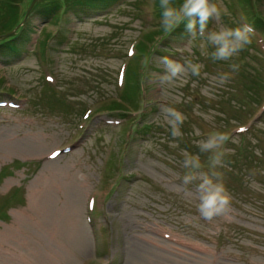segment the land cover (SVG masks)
Returning a JSON list of instances; mask_svg holds the SVG:
<instances>
[{"label": "rangeland", "instance_id": "rangeland-1", "mask_svg": "<svg viewBox=\"0 0 264 264\" xmlns=\"http://www.w3.org/2000/svg\"><path fill=\"white\" fill-rule=\"evenodd\" d=\"M24 2L28 41L0 54V264H264V32L247 7L216 0L223 25L253 31L229 60H213L215 22L151 45L163 29L157 0L63 8L52 21L33 12L39 0ZM253 9L264 20V0ZM162 57L200 64V75L162 83ZM123 86H135V102ZM165 106L185 116L181 136ZM214 132L228 140L212 169L214 152L196 142ZM185 152L230 196L210 221L198 211L200 180L183 183ZM41 188L36 229L18 220Z\"/></svg>", "mask_w": 264, "mask_h": 264}, {"label": "clouds", "instance_id": "clouds-1", "mask_svg": "<svg viewBox=\"0 0 264 264\" xmlns=\"http://www.w3.org/2000/svg\"><path fill=\"white\" fill-rule=\"evenodd\" d=\"M161 9V26L164 31L171 32L176 27L187 21L185 28L189 33L204 34L210 22L221 25L218 30L209 31L207 34V44L214 49L211 52L213 60H229L246 45L251 43L253 29L250 25L239 27H228L223 25V18L229 15L228 10L216 0H183L179 7H174L171 0H159ZM165 66V73L161 76L162 83L174 84L177 81L186 83L183 76L188 70L193 76L200 75L202 65L185 62L181 64L178 61L162 57ZM187 64V67H186ZM235 67V66H233ZM163 119L171 128L172 137L181 136L180 126L185 120V116L172 107H162ZM199 135V133H197ZM228 135L221 132L210 134L207 139L197 141L200 152H214L220 149ZM223 152L216 151L210 156V168L214 169L221 160ZM185 159L183 167L188 172L183 177V183L188 185L190 182L200 180L196 185L199 193L200 202L198 211L205 220H212L226 210L230 202V196L223 185L219 182V174L212 171L211 174L200 171L201 163L198 155L184 153Z\"/></svg>", "mask_w": 264, "mask_h": 264}, {"label": "trees", "instance_id": "trees-1", "mask_svg": "<svg viewBox=\"0 0 264 264\" xmlns=\"http://www.w3.org/2000/svg\"><path fill=\"white\" fill-rule=\"evenodd\" d=\"M115 1L117 0H39L33 12L41 14L43 18H45L46 20L52 21L57 18L56 16L58 15V13L64 10L63 8L72 9L76 7L78 8L77 10L80 13H82L87 8H89L90 10L100 5L107 7L109 5H112V3H114ZM238 1L240 6H242L243 8L247 7L246 12L250 20L249 24L256 26L258 29L264 32V20L256 16L253 9V5H256L258 0H238ZM182 2L183 0H174V1L171 0V3L174 7H179V5L182 4ZM157 5H158L157 9H159V15H160L161 9L159 7V0H157ZM24 7H25L24 0H0V23L3 24L2 29L0 31V36L8 34L14 31L18 26L24 24L25 14L22 12ZM89 10L88 12H90ZM26 22L18 30L17 35L14 38H10L0 42L1 55H6V54L13 55L16 53H20L22 48L18 46V43H20L21 40L22 42L28 41L27 34L29 29L27 28ZM186 23L187 21L176 27L173 31H171L172 34L171 32H167V34H171L173 36L179 34L187 37L188 31L185 28ZM165 33L166 32L163 29H161L160 31H158V33L152 34L154 36L149 40L151 41L154 40V41L151 42L152 43L151 45L155 43L156 36H163V34ZM42 45L43 44H41V46ZM143 45L141 47V50L146 48L145 51H147L148 45L147 44L144 46ZM124 90H125L124 91L125 98H127V99L124 98L125 101L131 99L133 100V102H135L134 101L136 100L135 96H137L135 86L133 87L125 86ZM109 110L110 112H120L123 111V108H120L118 105V106H113L112 108L109 107Z\"/></svg>", "mask_w": 264, "mask_h": 264}, {"label": "bare ground", "instance_id": "bare-ground-1", "mask_svg": "<svg viewBox=\"0 0 264 264\" xmlns=\"http://www.w3.org/2000/svg\"><path fill=\"white\" fill-rule=\"evenodd\" d=\"M45 195H46V189L44 188L32 191L30 195L32 210L30 213L25 214L27 216V219L21 218L18 220V222H22V221L24 223L28 222L29 227H35L36 229L40 228L44 224V222L43 220H41V216L39 215V210Z\"/></svg>", "mask_w": 264, "mask_h": 264}, {"label": "water", "instance_id": "water-1", "mask_svg": "<svg viewBox=\"0 0 264 264\" xmlns=\"http://www.w3.org/2000/svg\"><path fill=\"white\" fill-rule=\"evenodd\" d=\"M36 1H37V0L34 1V3H33V5H32V7H31V9H32L33 6L35 5ZM18 29H19V28H18ZM18 29H16V30L13 31L12 33H9V34H7V35H5V36L0 37V41L3 40V39H8V38H10V37L16 35V31H17Z\"/></svg>", "mask_w": 264, "mask_h": 264}]
</instances>
